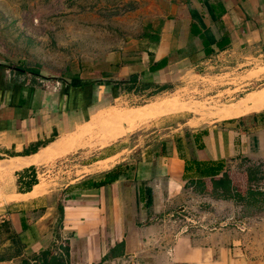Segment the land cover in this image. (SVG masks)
Segmentation results:
<instances>
[{"label": "crops", "instance_id": "0c3cea01", "mask_svg": "<svg viewBox=\"0 0 264 264\" xmlns=\"http://www.w3.org/2000/svg\"><path fill=\"white\" fill-rule=\"evenodd\" d=\"M133 2L146 20L142 30L104 52L88 71L56 74L35 68L37 73L32 74L14 69L18 63L0 45V200L6 201L0 219L9 221L29 264H264V257L252 255L242 228L167 235L165 227V214L175 201L165 200L170 181L187 179L180 154L198 160L223 161L239 154L264 158V117L236 118L264 105V85L254 95L246 93L212 110L218 120L233 118L212 123L193 135L194 145L187 155L173 144L146 162L148 172L132 174L143 180L168 174L166 181L146 184L151 190L150 205L143 197L137 199L138 185L121 179V173L113 182L97 186L81 185L83 176L74 178L64 185L69 191L58 197L61 190L40 182L31 190H9L12 170L20 172L60 153L57 143L88 123L92 113L96 112L94 118L111 110L105 106L118 95L152 97L189 72L208 68L206 58L218 51L229 53L226 60L235 62L232 69L259 61L264 54V0ZM205 31L213 39L207 53L202 49ZM162 59L164 63L157 65ZM132 76L164 86L149 94L152 87L132 90L124 89L122 83L116 88L106 84ZM170 103L171 109L177 105V101ZM164 104H152L155 114ZM105 159L95 162L101 164ZM18 258L0 264H20Z\"/></svg>", "mask_w": 264, "mask_h": 264}, {"label": "rangeland", "instance_id": "374dc122", "mask_svg": "<svg viewBox=\"0 0 264 264\" xmlns=\"http://www.w3.org/2000/svg\"><path fill=\"white\" fill-rule=\"evenodd\" d=\"M145 21L133 0H1L0 45L19 66L75 74L81 69L90 70L104 52L116 49L122 41L140 33ZM220 57L223 58L213 61L208 68L189 72L185 78L169 84L166 90L152 97L118 95L105 106L111 108L109 112H101L94 118L96 112L92 113L88 123L59 141L58 155L34 164L37 183L53 190L58 188L63 194L69 191L68 185H64L71 184L74 178L95 177L114 166H119L121 179L136 183L140 191L148 187L146 184L168 180L167 173L144 180L134 179L132 174L136 170L139 176L148 172L146 162L160 154L162 147L164 153L169 151V147L176 144V138L180 139L182 154L187 155L194 145L192 136L195 133L212 123L229 120L216 119L212 110L246 93L254 95L264 85V54L259 61L240 63L233 69L229 67L235 62L226 60L228 52ZM169 101H177L174 109H171L173 103L168 105ZM158 102L165 103L164 109L130 121L127 131L112 127V120ZM251 112L262 115V119L264 105ZM105 156L108 159L101 164L95 162ZM222 162L223 168L231 174L256 170L257 185L264 189V158L239 154ZM17 172L12 170L8 177L7 185L13 192L23 186L16 181ZM191 175L187 173L183 178ZM1 180L0 177V184ZM185 181H170L165 200L175 201L165 214L167 235L238 227L247 232L244 240L252 249V255L264 257L263 205L258 207L242 201L218 199L207 192H194L191 187L184 186ZM140 191L138 200L143 194ZM5 203L0 200V213ZM0 231H3L1 227ZM2 235L0 233V237Z\"/></svg>", "mask_w": 264, "mask_h": 264}, {"label": "trees", "instance_id": "16d2710c", "mask_svg": "<svg viewBox=\"0 0 264 264\" xmlns=\"http://www.w3.org/2000/svg\"><path fill=\"white\" fill-rule=\"evenodd\" d=\"M204 40L202 49L205 53L209 52V43L213 40L207 31L204 32ZM218 43V42H217ZM220 46V45H218ZM165 59L158 61L156 64L160 65L164 63ZM155 66L150 67L154 69ZM14 69L24 70L32 72V74H36L37 71L32 67H22V66H13ZM106 83V82H105ZM119 83L123 84L124 89H132L139 90L145 89L148 87H152V90L149 91V94H154L156 91L162 89L161 87L164 84H155L144 83L137 81L134 76L126 79V80H118L113 82H107L106 84H110L113 88H116ZM247 114L239 115L236 118H249L254 117L255 112H251L250 116H246ZM252 120V119H251ZM250 120V122H251ZM205 129H202V132ZM197 136V133L194 134V138ZM179 138H176V149H179ZM164 149L160 150V153H164ZM179 158L184 163L183 173L192 174L190 177H187V180L184 183V186L191 187L192 191L197 192H207L212 196L217 197L218 199L223 200H234V201H242L245 204H256V206H264V189L258 187L257 181L259 177L256 175V170L246 169L242 172L230 173L226 169L223 168L222 160H198L193 159L191 157L185 158L180 154ZM119 166H114L108 171H104L102 173V177L98 179L86 178L82 180L81 185L86 186H97L101 184H108L117 179L118 175H120ZM18 183H22L23 186H18L17 190H28L30 186L37 183L36 172L31 164L27 165L23 168L22 171L17 172ZM138 188V194H139ZM142 197L143 201H146V205H150V195L151 190L149 187L142 188ZM140 191V192H141ZM61 192L57 194V197L60 196ZM58 210H61V206L58 205ZM0 227L3 231L2 237H0V245L2 243H6L0 249V261L9 259L10 257L19 256L20 264H29V260L21 255L22 243L19 241L16 232L10 227L9 221L6 219H0ZM47 252L42 251L40 254L45 255ZM54 264V263H52Z\"/></svg>", "mask_w": 264, "mask_h": 264}, {"label": "bare ground", "instance_id": "6f19581e", "mask_svg": "<svg viewBox=\"0 0 264 264\" xmlns=\"http://www.w3.org/2000/svg\"><path fill=\"white\" fill-rule=\"evenodd\" d=\"M154 114L155 113H154V109L152 108V105H148V106L142 107V109H139L135 112L129 113L128 115H125L123 117H119V119L116 118V119L112 120L111 125H112V127H114V129L118 127V128H120L121 132H125L128 130V126H131L129 123L130 121H132V120L138 121V120L142 119L143 117L151 116ZM229 119H231V118H229ZM112 127H109V128H112ZM58 154H56V155H58ZM9 158H11V157H9Z\"/></svg>", "mask_w": 264, "mask_h": 264}, {"label": "built area", "instance_id": "2783aa9c", "mask_svg": "<svg viewBox=\"0 0 264 264\" xmlns=\"http://www.w3.org/2000/svg\"><path fill=\"white\" fill-rule=\"evenodd\" d=\"M223 53H225V52H219V51L216 52L215 54H213V55L209 56L208 58H206L207 59L206 62L211 64V63H213V61L215 62L217 60L222 59L223 57H220V56H223ZM54 264H60V263H54ZM62 264H68V263H62ZM81 264H90V263L84 262V263H81Z\"/></svg>", "mask_w": 264, "mask_h": 264}]
</instances>
